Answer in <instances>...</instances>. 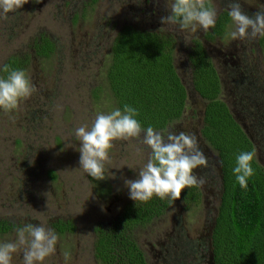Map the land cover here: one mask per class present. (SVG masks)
<instances>
[{
    "label": "rangeland",
    "instance_id": "obj_1",
    "mask_svg": "<svg viewBox=\"0 0 264 264\" xmlns=\"http://www.w3.org/2000/svg\"><path fill=\"white\" fill-rule=\"evenodd\" d=\"M173 0H28L20 10L0 18V67L11 55H27L23 71L36 88L11 113L0 110V243L15 239L16 226L26 223L54 230L55 254L43 264H96L93 228L113 220L128 202L125 180L138 178L150 149L132 139L116 141L105 164L104 180L80 168V142L74 130L91 127L98 113L116 108L104 79L109 45L123 25L169 34L174 39L173 65L185 88L181 116L161 132L194 134L208 157V167L195 173L206 179L198 188V204L168 202L162 214L135 228L133 234L146 264H210L208 233L220 191L219 167L213 151L199 135L203 100L191 86L187 52L201 41L220 81V98L253 144L264 167V49L254 40H231V19L212 40L163 25ZM232 0H214L218 14ZM252 14L264 0H239ZM163 28L162 30H160ZM209 31V30H208ZM39 34L53 43L47 58L35 57L31 44ZM71 222L59 231L58 222ZM70 253L65 259L64 253ZM21 253L12 264H22Z\"/></svg>",
    "mask_w": 264,
    "mask_h": 264
},
{
    "label": "trees",
    "instance_id": "obj_2",
    "mask_svg": "<svg viewBox=\"0 0 264 264\" xmlns=\"http://www.w3.org/2000/svg\"><path fill=\"white\" fill-rule=\"evenodd\" d=\"M230 17L217 15L216 25L204 32L212 40L226 30ZM258 45L264 49V37ZM174 39L171 35L121 26L109 45L104 79L116 108L125 104L138 109L142 128L156 131L177 120L184 109L186 91L173 65ZM31 52L47 58L53 50L48 37L39 34ZM28 56L11 55L3 62L22 70ZM191 86L203 100L199 135L213 151L219 167L220 191L208 233L210 264H264V167L254 159L255 175L242 189L233 175L236 156L253 150V144L220 98L217 72L200 40L193 38L187 52ZM2 66L0 69H2ZM7 73L0 70V77ZM180 199L186 205L199 203L197 187L187 188ZM169 200L153 197L146 203L128 202L105 225L93 228L92 255L96 264H146L134 238V230L162 214ZM59 231H71V222H58ZM7 229L0 222V231Z\"/></svg>",
    "mask_w": 264,
    "mask_h": 264
},
{
    "label": "clouds",
    "instance_id": "obj_3",
    "mask_svg": "<svg viewBox=\"0 0 264 264\" xmlns=\"http://www.w3.org/2000/svg\"><path fill=\"white\" fill-rule=\"evenodd\" d=\"M28 0H0V18L7 19L9 13H15ZM170 15L161 17L163 25H179L181 30L207 32L216 25L217 7L214 0H173ZM228 16L234 25L228 37L235 40H254L264 37V7L249 14L239 0L228 4ZM161 28L160 30H162ZM6 78L0 77V110L11 113L17 110L21 102L36 92L34 84L25 71L2 66ZM137 108L125 104L123 109L115 108L110 113H98L89 128L87 125L74 130L80 142V168L94 180H104L106 163H110L109 153L116 141L135 139L150 149L147 163L139 170L138 178L125 180L129 189V198L134 202L146 203L153 197L161 200L180 199L187 188H202L204 177L195 173L198 168L208 167V157L200 148L194 134L186 132L156 131L149 126L142 128L136 118ZM256 157L254 150L242 151L236 156L233 175L239 186L246 189L248 181L255 175L252 167ZM59 236L44 225L26 223L16 226L15 239L0 243V264H12L13 256L21 253L22 264H43L55 254ZM65 259L70 253H64Z\"/></svg>",
    "mask_w": 264,
    "mask_h": 264
}]
</instances>
